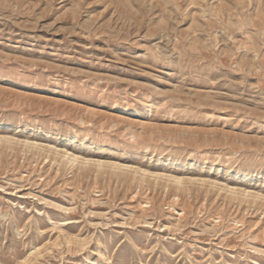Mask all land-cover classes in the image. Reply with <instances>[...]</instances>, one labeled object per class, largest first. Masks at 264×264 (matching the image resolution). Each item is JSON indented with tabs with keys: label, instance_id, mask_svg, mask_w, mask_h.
<instances>
[{
	"label": "rangeland",
	"instance_id": "rangeland-1",
	"mask_svg": "<svg viewBox=\"0 0 264 264\" xmlns=\"http://www.w3.org/2000/svg\"><path fill=\"white\" fill-rule=\"evenodd\" d=\"M0 264H264V0H0Z\"/></svg>",
	"mask_w": 264,
	"mask_h": 264
},
{
	"label": "bare ground",
	"instance_id": "bare-ground-1",
	"mask_svg": "<svg viewBox=\"0 0 264 264\" xmlns=\"http://www.w3.org/2000/svg\"><path fill=\"white\" fill-rule=\"evenodd\" d=\"M66 156H67V153H66ZM73 156H74V155H73ZM67 157H68V156H67ZM71 157H72V155H71ZM71 157H70V158H71ZM77 158H78V157H72V159H71L70 161H71V162H76V161H77ZM78 162H79V161H78ZM76 163H77V162H76Z\"/></svg>",
	"mask_w": 264,
	"mask_h": 264
}]
</instances>
